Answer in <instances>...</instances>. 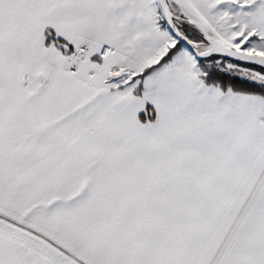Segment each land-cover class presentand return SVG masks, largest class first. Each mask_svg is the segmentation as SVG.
I'll use <instances>...</instances> for the list:
<instances>
[{"label": "snow or ice", "instance_id": "obj_1", "mask_svg": "<svg viewBox=\"0 0 264 264\" xmlns=\"http://www.w3.org/2000/svg\"><path fill=\"white\" fill-rule=\"evenodd\" d=\"M0 264H264V0H0Z\"/></svg>", "mask_w": 264, "mask_h": 264}, {"label": "trees", "instance_id": "obj_2", "mask_svg": "<svg viewBox=\"0 0 264 264\" xmlns=\"http://www.w3.org/2000/svg\"><path fill=\"white\" fill-rule=\"evenodd\" d=\"M201 67L208 73L205 78L207 82L216 84L219 83L221 87H227L229 85H235L242 82L245 77L234 70H230L229 67L223 65L222 62L210 61L209 58L200 60Z\"/></svg>", "mask_w": 264, "mask_h": 264}, {"label": "rangeland", "instance_id": "obj_3", "mask_svg": "<svg viewBox=\"0 0 264 264\" xmlns=\"http://www.w3.org/2000/svg\"><path fill=\"white\" fill-rule=\"evenodd\" d=\"M229 69L230 70L232 69V70H234V71H236V72H238L240 74V71L238 69H234V68H229Z\"/></svg>", "mask_w": 264, "mask_h": 264}, {"label": "water", "instance_id": "obj_4", "mask_svg": "<svg viewBox=\"0 0 264 264\" xmlns=\"http://www.w3.org/2000/svg\"><path fill=\"white\" fill-rule=\"evenodd\" d=\"M202 59H205V58H202Z\"/></svg>", "mask_w": 264, "mask_h": 264}]
</instances>
